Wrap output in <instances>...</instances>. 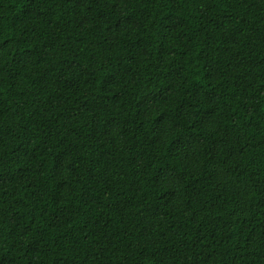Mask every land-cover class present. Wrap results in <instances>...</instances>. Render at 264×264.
Masks as SVG:
<instances>
[{"label":"trees","instance_id":"16d2710c","mask_svg":"<svg viewBox=\"0 0 264 264\" xmlns=\"http://www.w3.org/2000/svg\"><path fill=\"white\" fill-rule=\"evenodd\" d=\"M0 264H264V0H0Z\"/></svg>","mask_w":264,"mask_h":264}]
</instances>
